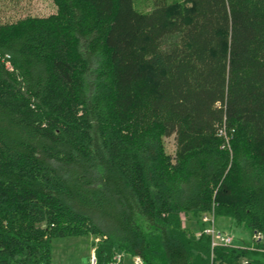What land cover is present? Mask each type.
I'll return each instance as SVG.
<instances>
[{"label": "trees", "instance_id": "trees-1", "mask_svg": "<svg viewBox=\"0 0 264 264\" xmlns=\"http://www.w3.org/2000/svg\"><path fill=\"white\" fill-rule=\"evenodd\" d=\"M50 1L0 23V264H264V0Z\"/></svg>", "mask_w": 264, "mask_h": 264}, {"label": "rangeland", "instance_id": "rangeland-1", "mask_svg": "<svg viewBox=\"0 0 264 264\" xmlns=\"http://www.w3.org/2000/svg\"><path fill=\"white\" fill-rule=\"evenodd\" d=\"M143 4V5H142ZM140 6L144 7V3ZM56 10L50 0H0V23H13L28 16L43 17ZM166 153L171 156L175 153L174 135L163 139ZM214 228L226 235L231 236L233 246H244L250 243L249 231L243 226H234L224 217H214ZM92 241L97 242L90 235L68 236L53 238L51 240V261L53 264H86L92 251ZM118 254H121L119 251ZM131 264L129 258L124 256V262Z\"/></svg>", "mask_w": 264, "mask_h": 264}, {"label": "built area", "instance_id": "built-area-1", "mask_svg": "<svg viewBox=\"0 0 264 264\" xmlns=\"http://www.w3.org/2000/svg\"><path fill=\"white\" fill-rule=\"evenodd\" d=\"M202 222L207 223V227L203 229V233L210 236L211 242V248L217 245H231L232 238L229 235H226L224 233H221L220 231H216L214 228V218L212 213L210 215H203ZM199 235V233L197 234ZM255 238L257 240L261 239V236L257 235ZM86 264H97V260L94 254V251L92 250L90 253V256L88 257ZM107 264H124V254H118L116 253L114 255V258L112 261H110ZM131 264H145L143 260L138 256H133L131 258Z\"/></svg>", "mask_w": 264, "mask_h": 264}, {"label": "crops", "instance_id": "crops-1", "mask_svg": "<svg viewBox=\"0 0 264 264\" xmlns=\"http://www.w3.org/2000/svg\"><path fill=\"white\" fill-rule=\"evenodd\" d=\"M126 262V261H125Z\"/></svg>", "mask_w": 264, "mask_h": 264}]
</instances>
